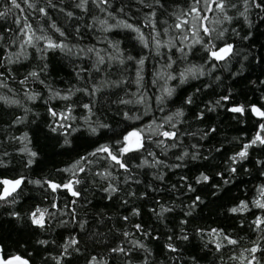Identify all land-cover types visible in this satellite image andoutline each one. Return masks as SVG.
Segmentation results:
<instances>
[{"label":"trees","instance_id":"1","mask_svg":"<svg viewBox=\"0 0 264 264\" xmlns=\"http://www.w3.org/2000/svg\"><path fill=\"white\" fill-rule=\"evenodd\" d=\"M52 2L56 7L49 9V16L65 31L66 43L76 48L95 47L102 55L105 51L115 54L109 42L118 43L124 63L113 60L104 65H97L94 54L69 56L57 50L49 51L44 56L31 48L28 49V59L18 64L8 65L5 61H0L4 65L0 72H5L7 78V88H0V95L19 101V104L0 101V160L6 165L0 167V175H23L32 181H64L68 174L58 169L69 167L98 144L113 143L121 139L130 128L143 126L152 119L159 121L177 109L184 112L178 124L183 135L177 148L164 151L154 144L148 146V151L156 153L157 158L164 161L168 167H136L143 163L144 157L147 156V153H144L131 159V176L116 169L113 172L117 177L114 184H118L120 190L113 194L111 199H108V193L101 190L107 186V182L91 173L80 186L83 192L75 203H72L73 198L66 192L54 194L60 210L46 230L32 226L27 220V213L33 206H49L53 194L45 190L46 186L41 188L34 183H26L22 186L17 203L0 207V243H3L10 253L19 252L28 256L33 264H55L49 257L59 255L61 245L71 236L79 241V252H72L63 264H90L91 257H97L106 264H145V261L148 264H193V257L196 264H235L229 257L240 255L243 249L251 247L252 242L257 239V233L250 226V221L260 213L253 210L254 214L233 215L229 209L236 206L240 200L255 198V190L264 185V164L258 163L264 161V148L250 149L246 161L232 165L229 157L240 150L241 144L247 143L255 135L258 121L250 114L244 118L235 116L227 111L230 105L217 106L215 101L230 93L232 103H264L261 100L264 96V83H261L264 81V21L257 19L256 10L253 9L249 13L251 28L243 18L234 19L231 24L221 25L220 27L228 28L225 39L236 45L238 54L226 65L214 62L217 66L210 75L206 74L184 84H179L178 80L170 81L169 86L174 87L175 92L167 100L164 111H160L154 99L159 94V86L153 85L151 81L155 78V73L166 64V59L143 48L136 39V34L128 29L101 31L97 20L104 19L105 14L91 2L87 11L77 8L76 0ZM152 2L153 0H145L144 4H141L140 0H110L108 11L114 13L116 20H127L142 27L147 35L153 29L144 26L145 17L150 12L145 5ZM191 2L192 0H160L163 7L156 6V29L161 30L172 25L175 22L173 13L179 15L181 11L186 12ZM121 7L124 9L123 13L119 11ZM21 8L23 12L12 7L10 0L0 2V11L10 9L8 14L0 19V35L4 37V40L0 41V55L19 51L10 41L17 29L14 21L23 16H27L34 27L39 25L49 35L58 37V34L49 28L47 18L40 20L39 16L30 13L24 4H21ZM67 12H72L73 17H67ZM109 23L115 21L109 18ZM233 29L238 35L233 33ZM173 35L176 33L169 29V37ZM245 36L249 38L244 39ZM129 55L136 60L148 57L142 75L146 93L153 97L150 107L136 103H120L122 99H136L134 94L137 93V85L134 81L138 65L127 60ZM168 55L177 61L169 71L175 72L184 67L179 60L181 54L175 48ZM105 59L107 61V57ZM205 59L206 53L198 45L187 57L188 62L197 65L203 64ZM97 67L99 71L96 70ZM7 68H11L10 73L5 71ZM42 68L44 70L41 72ZM33 70L41 72L40 80L44 81L43 84L34 80H28L26 84L19 83ZM205 71L207 73V67ZM89 84L102 86L94 97L76 92L70 101L49 99L51 92L59 91L61 95H65L69 90L75 91ZM25 92L40 93V98L29 101L25 98ZM188 96H191L193 101L190 105L184 102ZM85 103L93 105V126L98 123L108 125L107 128L100 129L98 135L90 134L82 119L88 115L82 107ZM69 105L74 108L73 115L76 119L68 123L78 130H65L70 132L68 138L71 142L70 145H65V136L48 110L51 107L59 112ZM208 106L214 107L215 110L208 111ZM146 107L148 111L145 113ZM201 112L204 114L202 120L197 119ZM124 113L129 116L141 113L144 115L142 120L135 121L126 120ZM18 120L23 122H17ZM50 125H56L58 130L51 131ZM210 128L216 131L205 136V132ZM25 134L28 140L19 139ZM25 144L31 151L37 152L35 158L22 151ZM193 145L196 146L195 149ZM182 150L196 151L198 158L179 161L176 157L181 155ZM29 159L34 160L30 166L27 163ZM177 164L183 166L175 167ZM230 166L237 167L238 171L230 173ZM105 167V162L100 161L98 165L92 166V171H104ZM201 172L211 176L212 180L209 183H195V178ZM217 173L224 175L219 177ZM160 175L164 177L163 180L157 178ZM185 177L187 179H184ZM125 180L128 182L125 183ZM224 180L229 183L225 184ZM188 185L195 188V191H190ZM196 196H200L203 202L193 207ZM65 203L69 206V212L75 210L74 219L71 215L60 214L64 211ZM162 206L170 208L171 211L158 215ZM134 209L139 210V216L133 215ZM153 209L157 211L154 212ZM12 212H19L22 219L17 220L11 215ZM125 216L129 217L127 221L122 219ZM81 223L84 224L83 228L80 227ZM136 224H140L143 230L137 231L134 227ZM213 228L223 229L233 238L239 239L240 244L216 251L214 244L209 242V236L205 235L202 239L200 235V230ZM125 232L131 235L125 237ZM184 235L188 236L187 240L180 238ZM40 240H47L49 243L41 245L38 243ZM129 241H139L145 245L147 251L133 248ZM169 243L178 251L171 252L167 248ZM118 245L128 249L129 256L110 251Z\"/></svg>","mask_w":264,"mask_h":264},{"label":"snow or ice","instance_id":"2","mask_svg":"<svg viewBox=\"0 0 264 264\" xmlns=\"http://www.w3.org/2000/svg\"><path fill=\"white\" fill-rule=\"evenodd\" d=\"M0 2H2V0H0ZM90 2L100 12L105 14L104 19L97 20L101 31H111L116 28L128 29L136 34V39L143 48L154 51L156 56L164 57L166 59V64L155 73V78L151 81L153 85L159 86V94L156 95L154 99L158 110L160 111H164V106L167 103V100L170 99L175 92V88L169 86L170 81L178 80L179 84H184L189 80L199 79L206 74L210 75L217 66L214 62H219L223 66L229 63L231 59L238 54L236 45L225 39V34L228 32V28L220 27L221 25L225 23L231 24L234 19L243 18L248 27L251 28L252 21L249 18V13L253 9L256 10L257 19L264 21V15H262L264 14V0H192L186 12L181 11L179 15L173 13L175 22L172 25H168L161 30H157L155 20L157 15L156 6L162 8L163 5L160 3V0H153L152 3L145 5L150 9V12L145 17L144 26L153 29L151 33L146 35L142 30V27L129 23L127 20H116L114 13L108 11V8L110 7V0H76V7L83 11H87ZM144 2L145 0H140L141 4H144ZM10 4L15 9H20L21 12H23L21 4H24L27 6L29 12L38 15L40 20H45V18H47L49 28L54 30V32L58 34V37L54 38L52 35H49L48 32L39 25L34 27L33 24L29 22L27 16L17 18L14 21L17 24L16 33L14 38L10 41V44L15 45L19 51L0 55V61H5L8 65L18 64L22 60L28 59V49L31 48L38 53H43L44 56H46L49 51L57 50L69 56L94 54L97 65H104L113 60H116L121 64L124 63V60L121 59L118 43L109 42L112 49H114L115 54L105 51L103 55L101 54V51L95 47H89L87 49L76 48L75 46L66 43L65 41L67 40V35L65 31L58 27L49 16V9L56 7L52 0H10ZM9 11L10 9L0 11V19H3ZM119 11L123 13V7H121ZM229 12H233L234 14L230 15ZM66 16L71 18L73 17V13L67 12ZM109 18L115 21V23H109ZM162 23L166 24L167 22L162 21ZM169 29H172L176 35L169 37ZM233 33L238 35V33H235L234 29ZM248 38V36L244 37V39ZM3 40L4 37L0 35V41ZM17 41H19V43H17ZM197 45L200 46V48L206 53L205 62L199 65L187 61L188 55ZM0 47H2V45H0ZM173 48L181 54L179 60L182 64H184L182 69H177L175 72L169 71V69H172L173 65L177 63V61L172 60L168 55ZM162 49H165L166 51H162ZM105 57H107V61ZM246 58L247 57H245V59ZM147 59L148 57H143L136 60V58L130 55L127 57V60L134 61L138 65L136 79L134 81L137 85V93L134 94L136 95L135 101L122 99L120 101L121 104L127 105L136 103L150 107V102L153 97H149L147 95L146 89L143 85L144 76L142 75ZM3 66L4 65L0 63V68ZM44 67H46V65ZM206 67L207 73L205 71ZM43 70L44 69L42 68L41 72ZM96 70L99 71V67H97ZM5 71L10 73L11 68H7ZM41 72H37L35 70L30 71L27 73L24 80L19 81V83L26 84L28 80H34L43 84L44 81L40 80ZM6 79L5 72H0V88H7ZM217 79L219 78L217 77ZM121 83H123V81H121ZM261 83H264V81ZM101 87L102 86H98L97 84H89L84 88L75 89V91L69 90L65 95H61L59 91L51 92L50 90L51 94L49 99L70 101L76 92H83L85 95L94 97L96 92L101 90ZM9 91H11V89H9ZM197 91H199V89H197ZM25 98L29 101H36L40 98V93L25 92ZM261 100L264 101V96L261 97ZM0 101L9 104H19L18 100H9L8 97L4 95H0ZM184 102L188 105L192 104V97H186ZM45 103H47V101H45ZM215 105L221 107L230 105L227 108V111L235 116L244 118L250 114L258 121L255 135L252 136L247 143L241 144L240 150L229 157L232 165L242 164L246 161L250 155V149L257 147L264 148V103H232V96L229 93L216 100ZM82 107L88 113V115L82 117V119L84 120L87 126V131L90 134L98 135L100 129L108 127V125L102 123H98L96 126H93L94 122L91 121V116L93 115L92 104L85 103ZM207 110L214 111L215 108L208 106ZM48 111L49 115L54 118L62 134L65 136L64 144L70 145L71 142L68 138L70 132L78 130L73 128L71 123H68L69 121L76 119L73 115L74 108L69 105L63 111L58 112L50 107ZM147 111L148 108L146 107L145 113ZM143 115L144 113L136 116H129L128 113H124L126 120L135 121L142 120ZM183 116V110L177 109L174 113L162 117L159 121L152 119L150 123L144 124L143 126L132 127L131 130L126 131L122 135L121 139L116 140L113 143L98 144V146L91 152L81 156L69 167L58 169V171L68 174V178L61 182H57L52 179H37L32 181L23 175L16 177L0 175V207L17 203L19 193L22 191V186L26 183H34L41 188H45L46 186L45 190L53 194V199L50 205L45 207L38 205L33 206V209L27 213V220L32 226L41 230H46L51 224V221L55 219L57 212L60 210V205L57 203L54 194L61 191L66 192L73 198L72 203H75L82 195L83 188L80 186L84 183V179L88 177L89 173L107 182V186L102 187L101 190L108 193V199H111L112 195L120 190L118 184H114L117 177L113 175V172L116 169H120L131 176V159L135 158L138 154L143 155L144 153H147V156L144 157L143 163L136 165V167H168V165L164 164V161L157 158L156 153L148 151V146L154 144L164 151L170 148L179 147V141L183 134L180 133L178 124L181 122L179 118H182ZM203 118V112L197 115V119L202 120ZM17 122L23 121L18 120ZM50 128L53 132L58 130L56 125H50ZM65 130H70V132ZM215 131L216 130L214 128H210L207 132H205V136ZM19 139L22 141L28 140L27 134ZM168 141H171V143H168ZM192 147L193 149L196 148L195 145ZM22 151L26 152L31 158H35L38 155L37 152L31 151L26 144ZM149 157L152 159L150 160ZM185 158L195 160L198 158V152L182 150L181 155L176 157L179 161H184ZM100 161L105 162V170L93 172L92 166L94 164L98 165ZM27 163L30 166L34 163V160L29 159ZM258 163L264 164V161H258ZM181 166L183 165H175V167ZM0 167H6L2 160H0ZM228 171L234 174L238 171V169L237 167L230 166ZM216 175L223 177L224 174L217 173ZM157 178L163 180L164 177L160 175ZM184 179L187 178L185 177ZM211 180V176L201 172L200 175L195 178V183H209ZM127 182L128 181L125 180V183ZM224 183L227 184L229 181L224 180ZM188 188L190 191H195V188L191 185H188ZM255 192V198L251 200H240L236 206L229 209V212L233 215L253 213V210H258L260 213L259 215H255V218L250 221V226L257 233V239L252 242L251 247L243 249L240 255H233L229 257V259L235 262V264H264V185L258 186ZM129 195L134 196L135 193H129ZM202 202L201 197L196 196L192 206L195 207L197 203ZM124 203L127 202L124 201ZM68 207V204L65 203L64 211L60 212V214L71 215L74 219L75 210L72 209L71 212H69ZM153 211L155 212L157 210L153 209ZM169 211H171L170 208L162 206L157 214L163 215V213ZM188 214L191 215L190 212ZM11 215L17 220L22 219L19 212H12ZM133 215L139 216V210L134 209ZM122 219L127 221L129 217L125 216L122 217ZM183 223H187V221H183ZM83 226L84 224L81 223L80 227L83 228ZM134 227L137 231L143 230L140 224H136ZM123 235L125 237H129L131 234L125 232ZM200 235L202 239L205 235L209 236V242L214 244V247L218 252L228 246H237L240 244L239 239L233 238L232 235L219 228L209 230L202 229L200 230ZM180 238L187 240L188 236L184 235ZM38 243L41 245H47L49 241L40 240ZM129 243L133 248L144 249L147 251L145 245L139 241H129ZM78 244L79 241L76 237H68L66 242L61 245L60 254L57 256H51L49 259L53 260L55 264H63L66 258L71 256L72 252H79V248L77 247ZM167 248L171 252L178 251V249L171 243L167 245ZM110 251L112 253L123 254L124 256H129L130 254L129 250L121 245L110 249ZM0 264H33V262L28 256L19 252L10 253L6 246L3 243H0ZM90 264H106V262L98 259L97 257H91ZM145 264H148V262L145 261ZM193 264H196L194 257Z\"/></svg>","mask_w":264,"mask_h":264},{"label":"water","instance_id":"3","mask_svg":"<svg viewBox=\"0 0 264 264\" xmlns=\"http://www.w3.org/2000/svg\"><path fill=\"white\" fill-rule=\"evenodd\" d=\"M129 130H131V128H130ZM129 130H128V131H129Z\"/></svg>","mask_w":264,"mask_h":264}]
</instances>
